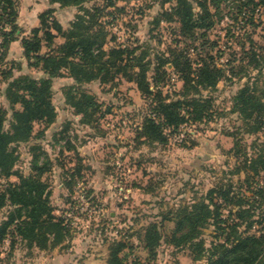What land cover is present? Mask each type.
Wrapping results in <instances>:
<instances>
[{"label": "rangeland", "instance_id": "1", "mask_svg": "<svg viewBox=\"0 0 264 264\" xmlns=\"http://www.w3.org/2000/svg\"><path fill=\"white\" fill-rule=\"evenodd\" d=\"M15 1L20 13L16 23L20 25L19 37L31 36L33 28L25 31L23 26L30 27L35 15L48 9H53L52 18L65 31L77 14L91 9L95 3L102 4L90 1L81 7H61L47 0ZM188 1L193 3L194 12H198L194 1ZM113 2L121 10L107 8L113 17L101 19L105 30L103 48L125 45L140 47L137 54L141 51L146 53L142 63L147 65L146 76L150 77L156 57H167L168 50L177 49L174 34L177 33L178 23L164 16V12H171L174 1ZM235 2L226 0L220 3L217 15L212 16L214 24L207 32L208 38L218 41L219 48L223 50L217 59L219 65L232 59L231 49H238V40L243 31H255L252 39L263 48L264 55V21L255 30L246 25L243 30L235 29V37L226 36L228 26L231 29L234 27L231 13L235 10ZM209 7L210 12L214 13L213 7ZM52 33L55 37L50 48L42 43L41 54L48 53L63 42L56 31L52 30ZM39 36L43 38L42 32H39ZM182 41L178 47L184 49L185 43ZM225 45L231 49H226ZM215 51L212 52L214 56ZM238 63H233V70L239 75L220 80L212 90H200L202 98H211V112L201 121L182 124L177 132L165 129L164 142L148 140L139 134L147 101L140 95L134 82L124 76L127 72H119L115 78L102 82L93 80L75 83L66 73L53 79L51 103L55 111L54 120L48 125L34 123L28 141L11 146L17 155L14 172L21 175L33 173L31 164L35 155L38 164L46 167L41 181L47 186L52 213L63 219L68 227L65 240L59 243L61 246L58 244L44 250L59 246V255L65 257L67 252L62 250L68 246L65 250L71 255L66 258L72 259L74 264H88L92 259L104 262L107 251L105 238L118 237L117 232L121 235L130 234L149 222L158 221L160 212L190 204L193 199L205 195L214 187L232 183L235 187L241 186L244 191L245 185L238 183L244 179L245 172H236L234 169L243 161V154L252 156L257 150L264 153V132L260 129L244 133L238 112L230 110L233 96L246 83L253 84L264 102V67L259 72L245 68L244 75ZM167 68L170 80L163 88V95H169L168 100L176 99L173 93L181 89L182 82L177 79L170 65ZM6 74L9 77L4 78ZM23 75L41 77L38 68L27 67L25 62L4 61L0 64V110L5 111L4 129L9 128L12 108L19 107L10 106L5 98V89L9 79ZM75 92H84L99 104V112L92 115L89 122L76 114L67 101L66 93L73 95ZM99 113H103L101 118H98ZM237 150L241 152L236 153ZM247 173L252 175L253 171ZM259 173L254 179L264 190V169ZM6 181V178L0 179L2 184ZM8 181L16 182L17 179L11 176ZM9 210L7 206L0 208V224ZM253 219L258 221L260 217L255 214ZM171 227L167 223L166 233ZM248 231L256 234L264 231V221L255 223ZM213 233L212 227L203 231L205 243L211 240ZM129 240L133 249L127 264L136 257L137 264H146V254L138 238L134 235ZM27 251L30 255L25 260ZM33 252L25 241L14 239L11 242L6 238L0 243V264H27ZM154 261L155 264L203 262H193L188 250L176 251L166 245L157 249Z\"/></svg>", "mask_w": 264, "mask_h": 264}, {"label": "trees", "instance_id": "2", "mask_svg": "<svg viewBox=\"0 0 264 264\" xmlns=\"http://www.w3.org/2000/svg\"><path fill=\"white\" fill-rule=\"evenodd\" d=\"M47 1L61 7H81L90 1L102 4L95 3L91 9L77 14L65 31L52 18L53 9H48L38 15L39 25L30 31L31 36L19 37L16 1L0 0V64L4 62L9 44L20 39L27 66L38 68L44 74L37 79L23 75L9 81L5 89V98L10 106L18 104L20 109L12 108L8 129H4L5 111L0 110V179H7L4 184L0 182V208H10L0 224V243L6 238L11 242L20 239L26 242L27 247L39 249L54 247L65 240L68 227L63 219L52 213L47 186L41 181L46 167L38 164L35 155L31 164L33 173L21 175L14 172L17 155L11 146L28 141L34 123L48 125L54 120L55 111L51 103L53 79L66 73L75 83L102 82L115 78L119 72H127L124 76L134 82L147 101L139 134L148 140L164 142L165 129L177 132L182 124L201 121L211 112V98H202L200 90H212L220 80L239 75L233 70L235 61L239 62L244 75L245 68L259 72L264 67L263 48L252 39L255 31H243L240 39L236 37L239 39L238 49L225 45L226 49H231L232 59L218 64L217 59L223 50L219 48L218 41L208 38L207 32L214 24L212 16L217 15L220 3L226 0H193L199 8L198 12H194L193 3L188 0H171L174 1L171 12H164V16L178 23L177 33L174 34L177 49L168 50L167 57H156L150 77L146 76L147 65L142 63L146 53L141 51L137 54L140 47L103 48L105 30L101 19L113 17L107 8L121 10L113 0ZM233 1H236L235 10L231 13L234 27L231 29L228 26L226 36L235 37V29L243 30L246 25L255 30L263 24L264 0ZM209 6L213 7L214 13L210 12ZM52 30L62 37L63 42L48 53L41 54L42 43L50 48L55 37ZM39 32H42L43 38ZM181 41L185 43L184 49L178 47ZM215 49L214 56L212 52ZM167 65L182 82L181 89L173 93L176 99L168 100L169 95H163V88L170 80ZM7 74L4 78L9 77ZM254 88L252 83H246L232 98L230 111L238 112L244 133L260 129L264 132V102ZM67 93L70 107L85 121L89 122V118L99 112V104L90 95L84 92ZM102 116L103 113H99L98 118ZM263 169L264 153L261 150L252 156L243 154V161L234 171L245 172L244 179L238 183L245 185L244 191L241 186L235 187L232 183L214 187L190 204L160 212L158 221L149 222L130 234L117 232L118 237L105 238L107 251L104 264H127L133 249L129 238L134 235L146 254V264H155L156 251L161 245L171 246L176 251L188 250L191 260L203 261L200 264H264V231L258 234L248 231L255 223L264 221V190L254 179ZM247 171H253L252 175ZM11 176H15L17 181H8ZM255 214L260 217L258 221L253 219ZM167 223L172 226L168 233L165 230ZM209 227L214 233L211 240L205 243L202 234ZM130 264H137V257Z\"/></svg>", "mask_w": 264, "mask_h": 264}, {"label": "crops", "instance_id": "3", "mask_svg": "<svg viewBox=\"0 0 264 264\" xmlns=\"http://www.w3.org/2000/svg\"><path fill=\"white\" fill-rule=\"evenodd\" d=\"M19 14L20 13L18 12L17 13V18H16V23L17 24H18L17 21L20 19L19 18V16H20ZM38 25H39V23H38V15L37 16L35 15V19H34L33 24L30 27L23 26V30L26 31L29 28L38 27ZM18 26H20V25H18ZM25 33H27V32H25ZM25 33H23V35ZM4 61H9V62L10 61L11 62H13V61H19V62H25V63H27L25 57L23 56V49H22L21 44H20V39L15 40V41H13V42H11L9 44V47H8L7 52H6ZM21 66H23V65H21ZM39 74H40L41 77L44 76V74L41 71H39ZM14 77H16V76H14ZM10 80H13V79L11 78V79H9V81ZM16 105H18V104H16ZM16 109H20V106L18 108H16ZM58 247L59 246H57L56 248H53L51 250H44L46 248L39 249V248L34 247V246L29 247V249L34 250V252L32 253L33 257L31 258V261H28L27 260L28 261L27 264H74V262L71 261L72 259L66 258L67 256L71 255L70 253H68L67 250H65V249H67L68 246L65 249L62 250L65 253L67 252V256H65V257L64 256L61 257L59 255ZM70 249H69V251L71 252ZM29 255H30V253H28V251H27V253H25V255H24L25 260L27 259V257ZM72 255L73 256H77L76 254L74 255L73 253H72ZM88 264H104V262H102V261L100 262L98 260H93L92 259L90 262H88Z\"/></svg>", "mask_w": 264, "mask_h": 264}]
</instances>
